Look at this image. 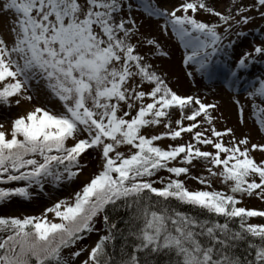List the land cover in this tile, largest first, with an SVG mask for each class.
<instances>
[{
    "label": "snow or ice",
    "instance_id": "6c2138e0",
    "mask_svg": "<svg viewBox=\"0 0 264 264\" xmlns=\"http://www.w3.org/2000/svg\"><path fill=\"white\" fill-rule=\"evenodd\" d=\"M137 12L163 20L161 35L178 39L193 82L219 74L235 85L264 62L261 41L219 67L230 37L264 21V0H228L224 11L208 0L171 10L158 0H0V109L24 108L0 122V205L51 196L79 180L86 156L97 162L40 215H0V264H264V223L249 222L264 210L240 206L264 201V142L219 129L218 101L173 90L149 55L168 52L141 31ZM244 92L238 123L250 107L264 138V78ZM93 233L94 246H82Z\"/></svg>",
    "mask_w": 264,
    "mask_h": 264
},
{
    "label": "rangeland",
    "instance_id": "374dc122",
    "mask_svg": "<svg viewBox=\"0 0 264 264\" xmlns=\"http://www.w3.org/2000/svg\"><path fill=\"white\" fill-rule=\"evenodd\" d=\"M157 2V0H154ZM162 8H168L171 10L172 7L178 5L181 0H158ZM208 2L215 6L217 10L224 11L225 5L228 3V0H208ZM245 4H250L251 0H243ZM138 22L142 21L144 27L141 31L146 34H151L161 38L162 49L168 52L166 57H158L153 53H149L152 62L161 70L162 73L167 74V79L170 82V86L180 95H189L196 94L201 96L206 100V102H219L220 108L219 112L215 113L219 117L217 127L223 129L224 127L233 128L236 130L237 136H240L242 133H249L253 143L264 142L261 134L258 133L257 127L254 124V121L251 117L250 107L245 108V119L246 125H240L238 123V112L237 106L234 103L235 99H240L242 104H248V101L245 100L246 93L244 88L248 86L249 83L254 82L257 78H264V62H257L253 65H250L249 69L241 73V78L236 82L235 85H230L222 75H214L212 79L202 78L198 74L195 75V81L187 77L186 71H192L193 68L185 69L182 64V57L184 54V49L180 46L178 39L174 36H162L160 31V26L163 25V20H157L156 17L148 18L146 14L142 12L135 13ZM198 19H210L207 14L200 13L197 16ZM243 31L245 36L237 38L235 35L230 38L235 40L236 43L232 49L229 50V57L226 59L221 56L219 59L224 61L220 64L219 67L226 71L225 65L228 68L234 67L239 56L245 51H252L254 45H258L261 41H264V35L261 34L264 31V21H261L259 17L255 23L249 24L246 26ZM227 42V41H226ZM147 46L142 51H146ZM39 104L44 103L43 97L36 102ZM50 107L52 105H49ZM30 107V106H25ZM24 108L13 107L11 111H5L0 109V122H4L5 117L15 118L17 115L22 114ZM178 118V116L174 117ZM162 130V129H159ZM158 130V131H159ZM185 139H188L185 136ZM161 143V146L166 147L171 141L164 140ZM95 153H92L89 156H86L84 159L88 163V167L85 169L84 173L80 176L79 180L67 184L59 189H53L51 196L44 195L38 197L32 201H25L22 199H14L11 203L7 205H0V215L5 216H23V215H40L44 207L51 206V203L54 202L56 198H65L70 196L74 191L79 190L82 184L91 176L93 172L96 171L97 162L93 157ZM259 160L261 157L259 153L254 154ZM160 175L167 176L166 172H162ZM193 175H207L206 172H203L200 169H197L193 172ZM159 186V185H157ZM188 186L190 188H200L202 187L194 180L188 181ZM213 187L218 190H223L222 186L217 182L214 183ZM240 206L247 207L249 209L264 210V201H261L257 198H247L245 197L243 203ZM250 223H264V218H251ZM98 228L101 227L100 224L97 225ZM103 234V233H101ZM98 240V235L93 233L88 239L82 241V246L89 247L94 246L95 242ZM86 255H82L79 259H85Z\"/></svg>",
    "mask_w": 264,
    "mask_h": 264
},
{
    "label": "trees",
    "instance_id": "16d2710c",
    "mask_svg": "<svg viewBox=\"0 0 264 264\" xmlns=\"http://www.w3.org/2000/svg\"><path fill=\"white\" fill-rule=\"evenodd\" d=\"M123 213H121V215H122ZM121 227H123V225H120Z\"/></svg>",
    "mask_w": 264,
    "mask_h": 264
}]
</instances>
